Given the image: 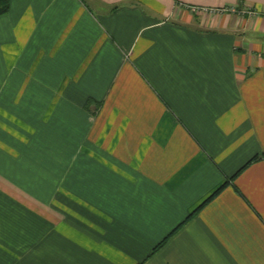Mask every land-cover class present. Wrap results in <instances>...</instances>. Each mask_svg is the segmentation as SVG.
I'll return each mask as SVG.
<instances>
[{
  "label": "crops",
  "instance_id": "obj_1",
  "mask_svg": "<svg viewBox=\"0 0 264 264\" xmlns=\"http://www.w3.org/2000/svg\"><path fill=\"white\" fill-rule=\"evenodd\" d=\"M0 264H264V0H9Z\"/></svg>",
  "mask_w": 264,
  "mask_h": 264
},
{
  "label": "trees",
  "instance_id": "obj_2",
  "mask_svg": "<svg viewBox=\"0 0 264 264\" xmlns=\"http://www.w3.org/2000/svg\"><path fill=\"white\" fill-rule=\"evenodd\" d=\"M8 10H9V0H0V15L6 13ZM253 158H255V157H253ZM253 158H251V159H250L245 165H243V166L239 169V171L242 170L245 166H247V164L250 163V162L253 160ZM239 171H237V172H239ZM235 174H236V173H235ZM223 186H224V185H222L221 187H219V188L215 191V193H214L212 196L216 195V194L218 193V191H219ZM212 196H211V198H212Z\"/></svg>",
  "mask_w": 264,
  "mask_h": 264
},
{
  "label": "built area",
  "instance_id": "obj_3",
  "mask_svg": "<svg viewBox=\"0 0 264 264\" xmlns=\"http://www.w3.org/2000/svg\"><path fill=\"white\" fill-rule=\"evenodd\" d=\"M191 11L194 12V13H206V12H209L208 9H205V8H197V7H190ZM230 11L231 12H235V8H230ZM210 12H212V9H210ZM241 13H244L246 12L245 10L243 11H240Z\"/></svg>",
  "mask_w": 264,
  "mask_h": 264
}]
</instances>
